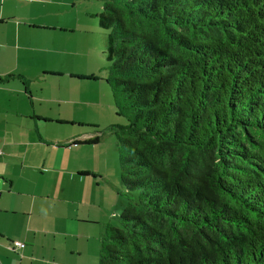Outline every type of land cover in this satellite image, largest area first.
Wrapping results in <instances>:
<instances>
[{
	"label": "trees",
	"instance_id": "obj_1",
	"mask_svg": "<svg viewBox=\"0 0 264 264\" xmlns=\"http://www.w3.org/2000/svg\"><path fill=\"white\" fill-rule=\"evenodd\" d=\"M102 2L127 201L98 264H264V0Z\"/></svg>",
	"mask_w": 264,
	"mask_h": 264
},
{
	"label": "crops",
	"instance_id": "obj_2",
	"mask_svg": "<svg viewBox=\"0 0 264 264\" xmlns=\"http://www.w3.org/2000/svg\"><path fill=\"white\" fill-rule=\"evenodd\" d=\"M69 7L68 0H0V264H88L90 244H100L125 206L80 175L91 173L92 147L83 143L96 136L63 127L84 126L79 114L91 105L65 96L81 80L72 69L78 32L64 20ZM54 121L61 125L52 128ZM52 134L58 139L49 141ZM40 147H50L48 158H29ZM12 241L25 247L13 253Z\"/></svg>",
	"mask_w": 264,
	"mask_h": 264
},
{
	"label": "rangeland",
	"instance_id": "obj_3",
	"mask_svg": "<svg viewBox=\"0 0 264 264\" xmlns=\"http://www.w3.org/2000/svg\"><path fill=\"white\" fill-rule=\"evenodd\" d=\"M68 2L70 7L65 13L64 20L72 22L78 32V34L74 35V43L71 48L78 60L74 61L72 69L76 75L75 78L81 80H75L71 86L73 93L71 90V93L65 96L73 100L88 101L91 105L87 109L84 108L79 114L84 126L78 127V124L70 125L71 123L69 122L63 124V127L69 130L73 129L74 132L88 133L93 135V137H100L99 145L91 146L93 156L87 160L91 176L87 180L96 181L100 185V189L105 190V192L108 190L113 191L117 201L120 200L126 204V192L120 180V164L116 139L108 132V127L111 125H124L126 121L122 117L116 116L111 92L105 83L109 65L106 49L108 31L100 27V19L98 18L102 11L103 2L102 0H68ZM79 66L84 71V75L87 76L77 75ZM46 96L47 98L50 97L47 93ZM51 97L57 96L53 93ZM40 99L46 98L40 97ZM46 108L47 106L44 104L41 107L42 112H46ZM59 123L54 121L51 124L52 128L60 126L61 124ZM51 137L49 141L58 139L56 134H52ZM49 150L50 147L30 149L29 158L30 156L36 160L43 157L48 158L47 153ZM49 159H54L53 153L49 155ZM38 172H44V167H40ZM44 175L46 176L47 173L44 172ZM131 196L136 197V194L133 193ZM113 225L117 227L118 220L114 221ZM98 247H100V244L95 246L90 244L89 249L85 252L88 264H98ZM74 259L76 260L75 257Z\"/></svg>",
	"mask_w": 264,
	"mask_h": 264
},
{
	"label": "built area",
	"instance_id": "obj_4",
	"mask_svg": "<svg viewBox=\"0 0 264 264\" xmlns=\"http://www.w3.org/2000/svg\"><path fill=\"white\" fill-rule=\"evenodd\" d=\"M25 245L21 242H11L8 246L7 249L13 253L18 252L19 250L23 249Z\"/></svg>",
	"mask_w": 264,
	"mask_h": 264
}]
</instances>
